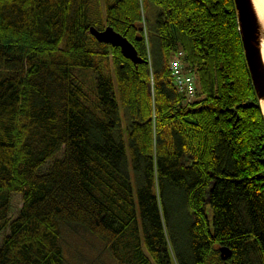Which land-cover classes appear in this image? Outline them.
<instances>
[{"label": "trees", "instance_id": "trees-1", "mask_svg": "<svg viewBox=\"0 0 264 264\" xmlns=\"http://www.w3.org/2000/svg\"><path fill=\"white\" fill-rule=\"evenodd\" d=\"M106 25L143 61L89 33ZM72 224L119 264H264V115L234 0H0V264H67Z\"/></svg>", "mask_w": 264, "mask_h": 264}, {"label": "water", "instance_id": "water-1", "mask_svg": "<svg viewBox=\"0 0 264 264\" xmlns=\"http://www.w3.org/2000/svg\"><path fill=\"white\" fill-rule=\"evenodd\" d=\"M234 7H236L239 34L254 91L256 92L258 102L261 100L264 101V64L259 48L260 27L258 17L256 16L251 0H234ZM89 33L98 42L119 47L121 54L127 59H130L134 64H139L143 61L142 57L137 54L134 45L122 34L115 32L110 25H106L103 29L90 26ZM219 252L222 260L229 255L228 249L225 246L220 247Z\"/></svg>", "mask_w": 264, "mask_h": 264}, {"label": "rangeland", "instance_id": "rangeland-1", "mask_svg": "<svg viewBox=\"0 0 264 264\" xmlns=\"http://www.w3.org/2000/svg\"><path fill=\"white\" fill-rule=\"evenodd\" d=\"M148 11L149 17L152 18L153 13H155L154 8H150ZM155 38V35H153L148 41L149 51H151V53L157 51ZM111 76L115 82L113 73H111ZM88 77L92 78L89 74ZM183 102L185 103V99ZM120 111L122 116L124 114L123 108H121ZM10 199L12 210L10 214L14 216L18 211V207L21 205L22 198L19 193H12L10 194ZM64 229L62 245L67 264H119L112 259L109 253L103 248L102 242L84 228L72 224L64 227Z\"/></svg>", "mask_w": 264, "mask_h": 264}, {"label": "built area", "instance_id": "built-area-1", "mask_svg": "<svg viewBox=\"0 0 264 264\" xmlns=\"http://www.w3.org/2000/svg\"><path fill=\"white\" fill-rule=\"evenodd\" d=\"M180 57L181 53L173 55L169 62V72L171 74L172 82L176 85L177 90L192 98L195 90V79L191 73L184 71Z\"/></svg>", "mask_w": 264, "mask_h": 264}, {"label": "bare ground", "instance_id": "bare-ground-1", "mask_svg": "<svg viewBox=\"0 0 264 264\" xmlns=\"http://www.w3.org/2000/svg\"><path fill=\"white\" fill-rule=\"evenodd\" d=\"M252 6L254 7V11L256 13V16L258 17V22H259V38H260V43H259V48H260V54H261V59H263V64H264V0H251ZM261 110L264 115V101L261 100Z\"/></svg>", "mask_w": 264, "mask_h": 264}]
</instances>
